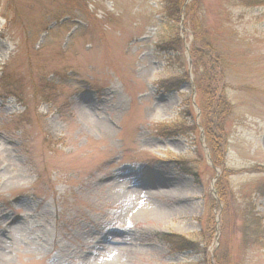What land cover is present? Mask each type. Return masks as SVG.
Wrapping results in <instances>:
<instances>
[{"label": "rangeland", "instance_id": "obj_1", "mask_svg": "<svg viewBox=\"0 0 264 264\" xmlns=\"http://www.w3.org/2000/svg\"><path fill=\"white\" fill-rule=\"evenodd\" d=\"M0 264H264V0H0Z\"/></svg>", "mask_w": 264, "mask_h": 264}, {"label": "trees", "instance_id": "obj_2", "mask_svg": "<svg viewBox=\"0 0 264 264\" xmlns=\"http://www.w3.org/2000/svg\"><path fill=\"white\" fill-rule=\"evenodd\" d=\"M205 82V80H204ZM202 88V87H201ZM199 92L201 94V99L204 102H207V93L205 90L203 89H199ZM50 93H52L51 88L49 87L48 89V94H46V91L43 92L42 90L40 91V89H38L37 91V95H46L47 97L50 96ZM209 97V96H208ZM212 102V101H211ZM209 102L208 105H203V114H204V118H205V125L204 127L207 128V138L209 139L210 136V130H211V124L208 122V116L210 115V117L213 115L215 120H213V123H217L218 119H221V111L214 109V103ZM209 111V112H208ZM208 112V113H207ZM210 124V125H209ZM166 133L170 134L171 136H178V135H183L184 131H180V129H166L164 130ZM183 132V133H182ZM214 150V149H213ZM213 162H221V159H215L212 158ZM183 162L181 161V166H183L184 164H182ZM184 171L186 174L192 175V176H197L195 173L190 172V170L187 167H184ZM162 240L168 244L169 246H173L176 247L177 249H181L182 251H187L190 249H193V246L195 245V243H193L192 241H190L189 239H186L184 237H181L179 235L176 234H163L161 235Z\"/></svg>", "mask_w": 264, "mask_h": 264}]
</instances>
